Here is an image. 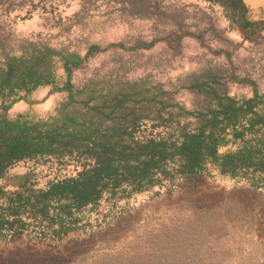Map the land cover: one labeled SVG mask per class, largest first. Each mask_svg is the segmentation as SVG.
<instances>
[{"label":"rangeland","instance_id":"rangeland-1","mask_svg":"<svg viewBox=\"0 0 264 264\" xmlns=\"http://www.w3.org/2000/svg\"><path fill=\"white\" fill-rule=\"evenodd\" d=\"M243 1L249 20L264 21V4ZM29 43L80 57L98 46L72 68L75 88L143 81L159 86L162 100L191 110L203 96L188 80L210 71L228 96L264 92V31L247 36L220 6L202 0H0V60ZM56 74L65 79L60 63ZM50 89H36L30 103L19 101L6 115L52 114L67 94ZM86 166L77 157L20 161L0 187L44 188ZM89 215L97 227L61 242L1 239L0 264H264L263 189L211 165L198 179L176 178L114 208L101 202Z\"/></svg>","mask_w":264,"mask_h":264},{"label":"trees","instance_id":"trees-1","mask_svg":"<svg viewBox=\"0 0 264 264\" xmlns=\"http://www.w3.org/2000/svg\"><path fill=\"white\" fill-rule=\"evenodd\" d=\"M202 1L220 6L247 36L264 31V21L248 19L243 0ZM98 50L92 45L80 57L64 47L29 43L18 54H3L0 180L25 160L77 157L87 166L44 188L0 187V240L28 236L61 242L75 232L89 233L97 225L89 212L101 202L114 208L176 178L198 179L208 174L209 165L264 191V92L228 96L210 71L188 80L187 88L203 96L200 107L191 110L162 100L160 87L143 81H88L75 88L72 68ZM58 63L64 80L56 74ZM40 87L65 92L67 98L43 118L6 115L13 104L30 103Z\"/></svg>","mask_w":264,"mask_h":264},{"label":"bare ground","instance_id":"bare-ground-1","mask_svg":"<svg viewBox=\"0 0 264 264\" xmlns=\"http://www.w3.org/2000/svg\"><path fill=\"white\" fill-rule=\"evenodd\" d=\"M248 2L249 3H251V4H254V3H262V4H264V0H248Z\"/></svg>","mask_w":264,"mask_h":264}]
</instances>
